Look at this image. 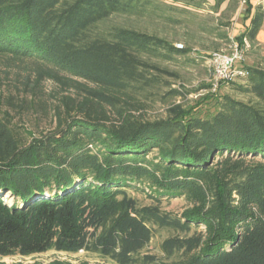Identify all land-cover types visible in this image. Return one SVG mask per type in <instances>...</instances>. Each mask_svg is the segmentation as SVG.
Listing matches in <instances>:
<instances>
[{"label": "trees", "instance_id": "trees-1", "mask_svg": "<svg viewBox=\"0 0 264 264\" xmlns=\"http://www.w3.org/2000/svg\"><path fill=\"white\" fill-rule=\"evenodd\" d=\"M159 5L0 0V58L33 64V94L47 80L63 92L55 128L40 134L0 98V258L55 250L110 264H264V67L244 66L237 89L249 100L223 95L206 117L182 104L159 120L134 115L133 94L161 83L154 58L188 50L103 24ZM263 25L259 5L240 46ZM130 189L154 203L140 205ZM162 197H182L186 209L164 211ZM156 229L175 233L161 244L164 259L144 251Z\"/></svg>", "mask_w": 264, "mask_h": 264}, {"label": "rangeland", "instance_id": "rangeland-1", "mask_svg": "<svg viewBox=\"0 0 264 264\" xmlns=\"http://www.w3.org/2000/svg\"><path fill=\"white\" fill-rule=\"evenodd\" d=\"M158 10L144 16L113 15L103 27L126 26L155 34L172 45H182L185 54L169 58H154L163 72H157L161 83L133 94L130 101L138 106L134 115L144 120H159L168 116L174 104H182L192 115L206 117L218 109L217 101L223 95L249 100L237 87L247 84L246 77L223 82L213 90L212 70L204 56L214 52H231L239 44L240 36L251 22L252 15L264 0H227L216 7V0H157ZM189 4V5H187ZM246 44L244 40V45ZM245 61L242 66L264 67V25L255 42L247 40ZM243 45V46H244ZM33 64L29 61L10 63L0 58V98L5 102L16 122L34 132H48L55 128L54 107L59 104L63 92L51 80L44 81L37 95L32 92ZM173 89H181L184 95H169ZM71 93V92H70ZM9 101L11 103H9ZM125 106V105H124ZM154 154V153H153ZM152 154V156H153ZM140 205L154 203L147 191L130 189ZM155 198V197H154ZM6 200L12 201L9 194ZM187 201L182 197H162L160 207L173 214H182ZM174 232L156 229L144 251L164 259L161 244ZM0 264H110L95 254L80 251L69 254L51 250L29 257L0 258Z\"/></svg>", "mask_w": 264, "mask_h": 264}, {"label": "built area", "instance_id": "built-area-1", "mask_svg": "<svg viewBox=\"0 0 264 264\" xmlns=\"http://www.w3.org/2000/svg\"><path fill=\"white\" fill-rule=\"evenodd\" d=\"M245 42L244 46L236 44L231 52H214L206 57V62L212 70L213 90H216L223 82L233 81L239 76L246 77L248 75L247 70L242 66L248 49L246 39Z\"/></svg>", "mask_w": 264, "mask_h": 264}]
</instances>
